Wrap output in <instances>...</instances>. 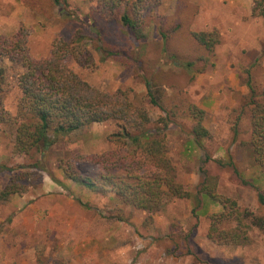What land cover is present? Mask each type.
<instances>
[{"label":"rangeland","instance_id":"374dc122","mask_svg":"<svg viewBox=\"0 0 264 264\" xmlns=\"http://www.w3.org/2000/svg\"><path fill=\"white\" fill-rule=\"evenodd\" d=\"M48 14L36 13L18 0H0V36L11 37L20 26L28 31L30 57L49 56L52 42L67 40L82 26L62 23L59 10L48 0ZM71 10L87 14L95 7L87 0H67ZM177 0H162L156 12L170 15ZM196 8L191 30H217L221 42L216 47L212 64L196 74L194 81L182 93L162 85L153 90L160 105L176 108V120L182 127L194 122L187 118L183 106L194 104L205 112L203 126L210 138L202 141L203 151L192 143L180 128L168 132L169 156L178 179L194 194L200 181V160L205 153L212 160L231 162L233 167L219 168L211 161L205 166L218 178V192L237 201L241 209L257 212L256 192L240 178L258 188H264V174L255 165L249 151L240 141L249 138L247 118L240 122V135L232 142L230 130L235 113L247 94L245 80L251 77L256 87L264 88V26L261 18L252 16V0H189ZM152 39L157 40L155 32ZM94 64L79 67L72 59L68 67L82 80L102 92L124 90L133 102H141L152 123L162 115L146 98L144 85L130 70L112 60H102L88 47ZM18 67L11 66L7 83L0 92V101L10 113H15L18 91L15 76ZM116 132L115 122L93 124L72 134L55 146L45 159V167L64 188L42 173V183L29 188L9 201L0 202V264H264V233L253 231L248 246H221L207 238L208 217L221 207L206 198L167 200L160 212L148 220L141 211L123 206L107 187L100 191L66 179L56 168L59 157L70 159L82 154H99L111 150L115 143L110 136ZM13 137L0 126V165H23L28 161L12 154ZM80 172L94 177L95 166L79 163ZM234 170L240 177L236 176ZM8 182V174L0 172V190ZM197 228L189 240L193 255L175 257L168 236L173 225L187 233L195 223Z\"/></svg>","mask_w":264,"mask_h":264},{"label":"trees","instance_id":"16d2710c","mask_svg":"<svg viewBox=\"0 0 264 264\" xmlns=\"http://www.w3.org/2000/svg\"><path fill=\"white\" fill-rule=\"evenodd\" d=\"M38 14L47 15L46 3L38 0H18ZM59 10L62 23L74 22L82 27L67 40L52 42L49 56L30 57L27 45L28 31L23 26L11 36H0V92L7 83L11 66L18 67L15 76L19 93L15 113H10L0 101V126L13 137L12 154L22 156L28 163L7 167L0 172L8 174V182L0 190V202L42 183V173L50 175L45 167L48 152L72 134L93 124L115 122L116 132L110 136L115 143L111 150L99 154H80L70 159L59 157L56 168L63 176L92 191L107 187L123 206L144 212L148 220L163 208L167 200L191 199L198 203L208 199L221 207L211 214L207 238L221 246H248L251 233H264V188H258L240 178L256 192L258 211L241 209L233 198L218 192V178L205 168L213 161L217 167H233L231 162L212 160L205 153L199 161L200 181L194 194L185 189L169 156L168 132L180 130L192 143L202 149V141L210 138L203 126L205 112L194 104L183 106L187 118L194 123L182 127L176 120V108H165L158 103L153 90L165 85L182 93L196 74L205 72L212 64L219 32H194L191 25L197 8L189 0H177L170 15H159L156 9L162 0H87L95 4L87 14L71 10L67 0H48ZM252 16L261 18L264 26V0H252ZM155 32L157 40L152 39ZM88 47L100 54L102 60H112L146 89L149 103L162 115L152 123L141 102H133L124 90L102 92L82 80L67 65L72 59L79 67L94 64ZM247 94L242 98L231 122L232 142L240 135V122L248 119L249 138L239 142L249 151L253 162L264 174V88L245 80ZM97 168L94 177L83 175L77 164ZM236 176L240 177L236 170ZM192 228L185 234L173 225L168 236L169 255H193L189 240L197 228V216Z\"/></svg>","mask_w":264,"mask_h":264}]
</instances>
